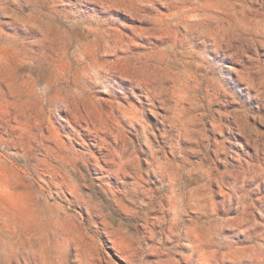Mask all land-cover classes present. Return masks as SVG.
I'll return each mask as SVG.
<instances>
[{
    "label": "rangeland",
    "instance_id": "rangeland-1",
    "mask_svg": "<svg viewBox=\"0 0 264 264\" xmlns=\"http://www.w3.org/2000/svg\"><path fill=\"white\" fill-rule=\"evenodd\" d=\"M0 264H264V0H0Z\"/></svg>",
    "mask_w": 264,
    "mask_h": 264
}]
</instances>
